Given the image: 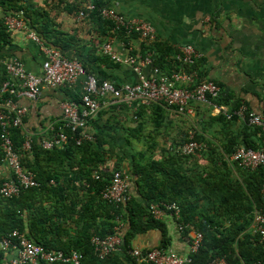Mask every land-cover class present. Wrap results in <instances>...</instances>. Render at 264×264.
I'll list each match as a JSON object with an SVG mask.
<instances>
[{
    "label": "trees",
    "instance_id": "trees-1",
    "mask_svg": "<svg viewBox=\"0 0 264 264\" xmlns=\"http://www.w3.org/2000/svg\"><path fill=\"white\" fill-rule=\"evenodd\" d=\"M87 1H92L97 7L101 5L96 0H44L49 7L45 9L36 5L34 0H0V8L5 15L15 16L21 12L27 26L38 35L44 46L58 49L68 59H71L69 52L74 53L85 73L94 75L87 63L97 62L107 69L118 66L101 53L96 55L101 41L99 37L96 35L97 46L93 43L92 49L82 53L81 47L77 46L82 40L76 33L59 29L55 18L50 14L57 10L55 14L64 13L77 17L83 9V2ZM81 20L95 24L100 28L98 31L102 36L112 34V25L102 19L98 11ZM114 33L116 36L127 37L123 31ZM133 36L135 35L128 38ZM9 42V32L0 23V44L7 45ZM148 52L155 55L154 66L168 68L169 71L179 69L173 58L177 52L165 45L155 44L154 41H143L141 50L132 55H145ZM82 57H86L87 61ZM95 78L98 85L103 81L112 82L103 70ZM79 100L80 97L73 99L77 102ZM213 103L220 106L227 102L219 95ZM149 108L151 133L145 140L154 142V135L167 130L172 119L165 112L167 107L161 104H153ZM144 111L143 107L139 108L133 115L142 120L132 130V136L136 139L139 137L137 133L144 128ZM235 120L240 119L233 116L228 120L224 115L218 114L211 118L210 125L217 124L225 130ZM242 124V140L234 136L224 139L221 151L214 148L213 143L194 128V139L204 142L206 147L190 156L177 153V149L187 141L188 133L172 138L169 149L160 151V160L154 159L153 143L143 151L134 150L127 172L134 179L145 205L128 198L117 209H113L100 196L103 187L109 183L112 172L122 169L124 161V157L115 152V137L106 133L108 126H96L92 141L77 145L73 139H69L63 149L43 150L40 139L32 138L30 149L22 153V163L25 169L34 173L38 186L21 192L18 197L2 199L0 196L3 211L0 233L17 229L46 249L66 253L77 250L84 255L80 264H148L139 263L128 255V250L133 247L132 239L148 231H158L161 240L157 248L167 249L170 237L166 225L150 216L148 206L161 201L174 202L181 211L179 223L186 226L182 234L187 237L189 229H192L202 235V242L197 252L191 255L190 264H209L219 257H224L228 264H264V239L248 232L254 212L262 206L264 167L248 171L227 161L239 146L254 150L263 146L264 132L261 128L245 121ZM203 128L206 129L204 126ZM12 131L14 146L21 150L24 135L21 130ZM251 135L256 140L249 139ZM145 142L149 144V141ZM113 156L115 161L108 164ZM201 160H205L206 164L201 165ZM43 161H47L45 166ZM232 168H236L243 177V183L230 177ZM95 175L100 176L99 180L95 179ZM117 216L121 217L122 223L128 225L121 236L120 252L99 260L92 252L90 238L94 235L104 238L114 234ZM68 220L74 225L73 233L66 230Z\"/></svg>",
    "mask_w": 264,
    "mask_h": 264
},
{
    "label": "crops",
    "instance_id": "crops-1",
    "mask_svg": "<svg viewBox=\"0 0 264 264\" xmlns=\"http://www.w3.org/2000/svg\"><path fill=\"white\" fill-rule=\"evenodd\" d=\"M34 1L40 7L49 8L44 0ZM89 2H83V8ZM105 4L126 20L140 19L149 23L155 31V44L165 45L176 52L186 44L196 47L203 54V58L196 65L199 77L203 80H211L220 87L221 98L227 102L220 105L222 111L231 112L236 105L245 104L250 111L261 115L264 123V0H107ZM55 12L57 10L51 11L50 14L55 18L57 27L65 32L76 33L82 40V43L77 45L81 47L82 53L92 49L93 43L97 46L96 35L101 40L96 55L100 54L102 44L107 41L111 42L113 50L121 58L141 50L143 41L137 36L123 38L114 35L113 31L110 35L102 36L98 31L100 28L98 29L95 24L83 22L78 16L55 14ZM4 15L0 8V21ZM9 37L10 42L7 45L0 44V83L6 78L4 63L13 59L22 62L28 72L39 75L45 58L40 45L28 39L23 31L9 33ZM69 57L77 60V56L72 52H69ZM82 59L87 61L86 57ZM117 65L115 68L107 69L97 62L87 63L92 74L98 76L103 70L117 86L138 81V76L129 65ZM160 70L164 74L171 72L168 68H160ZM150 73L151 67H144L141 71L144 77H148ZM84 80L85 77H80L70 88L44 87L36 100L19 97L17 99L19 105L27 110L24 129L28 135L36 140L44 139L48 134L47 127L57 123L61 117V104L82 95ZM142 107L145 109L142 122L144 128L137 133L139 137L136 139L132 136L134 135L132 130L137 127L138 121L142 120L136 119L133 115ZM149 107L139 106L136 103L125 105L110 101L87 125V131L92 135L96 132V126H108L106 133L115 137V152L124 157L121 167L126 171L134 150L143 151L153 143L154 159L160 160V151L169 149L171 139L180 135L182 129L188 131L194 128L197 133L211 141L218 151H221L224 139L232 136L241 139L243 136L244 126L241 120L233 121L225 130L217 124L211 126V118L216 117L217 112L193 102L188 113L183 115L167 108L165 112L172 119V123L167 130H162L160 135L153 134L154 142L145 140L151 133ZM249 139L256 140V137L251 135ZM145 141H149V144ZM201 143L206 145L204 142ZM114 161L113 156L108 164H113ZM227 161L231 164L230 156ZM46 163L47 161H43L44 166ZM200 164L205 165L206 161L201 160ZM231 170L230 177L234 181L243 183V177L236 168ZM9 177V171L0 161V182ZM129 179L128 198L145 205L130 174ZM2 217L0 203V219ZM162 222L166 225L170 237L168 248L178 255H187L188 239L194 231L189 229L185 237L176 230L172 219L166 218ZM66 223V230L73 233V223L71 224L69 220ZM127 229L128 225L122 223L120 236ZM248 232H251V225ZM160 240V233L152 230L134 237L132 245L146 250L157 247ZM14 256L13 252L0 251V264H11Z\"/></svg>",
    "mask_w": 264,
    "mask_h": 264
},
{
    "label": "built area",
    "instance_id": "built-area-1",
    "mask_svg": "<svg viewBox=\"0 0 264 264\" xmlns=\"http://www.w3.org/2000/svg\"><path fill=\"white\" fill-rule=\"evenodd\" d=\"M96 1L101 2L99 7L90 1L79 11L78 17L87 18L90 13L98 11L101 18L112 25L113 32L123 31L126 36L135 35L142 41H154L155 31L149 23L140 19L126 20L114 9L106 6L107 0ZM0 23L9 33L25 32L28 39L40 45L45 56L39 75L28 72L19 60L13 59L4 63L6 78L0 83V161L9 171L10 177L0 184L2 199L18 197L21 192L38 186L34 173L25 169L22 163V153L30 149L32 137L24 129L27 110L19 105L17 99L23 96L36 100L44 87L70 88L80 77H85V80L79 102L70 100L61 104L59 121L49 125L47 136L40 140L43 150L63 149L69 139H73L77 145L94 140V135L87 131V125L110 101L125 105L136 103L146 107L161 104L181 115L188 113L190 104L194 102L214 109L217 114L224 115L228 120L236 116L249 125L261 128L264 132L262 116L250 111L245 104H239L231 112H223L220 106L213 103L220 95V87L211 80H203L199 77L195 67L203 58V54L193 45L181 46L173 57L179 69L164 74L160 67L153 65L155 56L152 52L145 55L129 54L128 57L121 58L113 50L111 42L107 41L102 44L100 53L113 63L129 65L138 76V81L119 87L110 81H103L101 85H98L95 76L86 74L78 60L68 59L58 49L44 46L38 35L27 26L21 12L15 16L4 15ZM144 67H151L148 77L141 75ZM12 130H21L24 135L21 150L14 146ZM194 135V132L188 133L187 141L177 149V153L190 156L205 147L203 143L194 139ZM230 161L248 171L264 167V141L263 146L257 150L244 146L237 147L230 155ZM99 177L95 175L96 180H99ZM129 180L126 170H114L109 183L100 192L101 198L113 209L119 208L128 199ZM261 200V208L253 214L251 232L264 239V183L261 188ZM148 212L153 219L158 221L166 218L172 219L180 234L186 228L185 225L179 223L181 211L174 202L151 203L148 206ZM115 220L117 225L114 228V234L104 238L96 235L90 238L89 244L92 252L99 260L120 252L122 246L121 217L117 216ZM201 242L202 235L194 232L188 239L189 252L187 255H178L170 248L164 250L157 247L146 251L131 247L128 255L139 263L190 264L191 255L197 252ZM0 251L15 253L11 264H80L84 259V255L77 250H70L66 253L61 250L46 249L17 229L0 233ZM209 264L228 263L224 257H219Z\"/></svg>",
    "mask_w": 264,
    "mask_h": 264
},
{
    "label": "rangeland",
    "instance_id": "rangeland-1",
    "mask_svg": "<svg viewBox=\"0 0 264 264\" xmlns=\"http://www.w3.org/2000/svg\"><path fill=\"white\" fill-rule=\"evenodd\" d=\"M189 132H192V130L191 129H188V131H185L184 129H182V134L181 135H183L184 133H189Z\"/></svg>",
    "mask_w": 264,
    "mask_h": 264
}]
</instances>
